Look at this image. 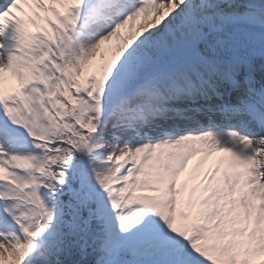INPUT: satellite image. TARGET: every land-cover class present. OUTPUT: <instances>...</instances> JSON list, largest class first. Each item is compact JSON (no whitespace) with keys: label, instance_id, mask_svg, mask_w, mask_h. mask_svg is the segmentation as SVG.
<instances>
[{"label":"snow or ice","instance_id":"1","mask_svg":"<svg viewBox=\"0 0 264 264\" xmlns=\"http://www.w3.org/2000/svg\"><path fill=\"white\" fill-rule=\"evenodd\" d=\"M0 264H264V0H0Z\"/></svg>","mask_w":264,"mask_h":264},{"label":"bare ground","instance_id":"2","mask_svg":"<svg viewBox=\"0 0 264 264\" xmlns=\"http://www.w3.org/2000/svg\"><path fill=\"white\" fill-rule=\"evenodd\" d=\"M17 15H20V13H19V12H17Z\"/></svg>","mask_w":264,"mask_h":264}]
</instances>
